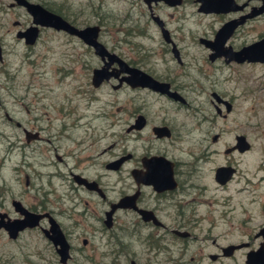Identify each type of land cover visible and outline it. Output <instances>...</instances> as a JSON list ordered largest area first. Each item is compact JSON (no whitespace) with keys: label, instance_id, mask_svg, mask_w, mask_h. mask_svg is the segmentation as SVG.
<instances>
[{"label":"rangeland","instance_id":"obj_1","mask_svg":"<svg viewBox=\"0 0 264 264\" xmlns=\"http://www.w3.org/2000/svg\"><path fill=\"white\" fill-rule=\"evenodd\" d=\"M11 1L14 0H0V44L3 50L0 77L5 83H14L13 92L17 94L16 99H13L14 95L12 97L5 89H0L2 210L14 214L10 203L12 197L21 199L30 208L38 206L40 200H46V204L56 212L63 210L61 212L66 216H59V220L66 226L70 227L74 219L78 220L75 230L81 234L75 238V245L82 246L81 238L87 237L85 253L91 255L89 260L84 258L83 264H129L127 254L119 255L117 248L120 245L115 239L116 236L109 234V231L117 233L119 222L127 218L120 216L117 211L113 228H106L100 220L104 214L98 203V196L84 189H80L78 193L88 203L81 200L74 205L68 172L77 162L80 163L79 169L87 163L84 170L91 177L99 175L107 189L108 198L115 199L120 187L118 171L108 170L101 162L116 158L124 147L128 150L134 148V135L126 132L127 116L131 115L137 102L142 104L147 100L143 104L151 103L155 107L158 102L152 100L158 98L147 91L138 92L124 86L113 88L111 84L116 83L113 78L93 87L90 83L91 68L101 64L100 58L76 37L69 38L68 34L44 29L34 44L26 45L23 39L16 36V31L30 24L32 17L23 6H10ZM32 1L59 8L65 12L63 15L79 26L98 23V38L109 49L133 64L140 57L147 56V66H155L159 71H163L164 67L173 68L186 86L184 94L188 104L170 110V118L173 117L179 125H194V110L207 121L201 123L203 128L221 134L220 141L216 144V148L221 150L234 143L235 134H245L251 142V148L233 156L241 170L254 173V179L262 173L258 167L264 165V62L226 63L222 58L211 61L208 58L210 49L198 42L199 36L212 38L226 16L198 11L197 2L194 0H188L175 10H161L163 12L160 13L172 33L185 36L179 42L184 60L179 66L168 54L157 53L161 49V39L157 38L159 30L148 16L140 15L145 9L140 0ZM240 1L242 0H238ZM249 2L258 4L260 1ZM169 11L173 13V17L165 15ZM126 14L129 16L127 20ZM263 34L264 13L236 29L228 43L238 48ZM140 52L142 54L139 57ZM85 61L87 64H84ZM156 61L158 64L154 63ZM27 83L51 87V98L64 102L62 106L69 108V116L64 119L68 127L66 133H58L62 114L59 106H48V98L43 99L46 105L42 99H30L38 92L37 87L32 88L30 98L23 97L24 85ZM213 91L232 103L229 112H226L223 104L219 105L222 112L226 113L225 116L216 113L215 100L211 95ZM4 111L31 130L42 126L43 138L31 140L24 148L19 147L26 142L24 134L14 123L6 120ZM187 112H191L190 118ZM122 137L124 139L121 140ZM177 147L184 149L186 144L183 140L179 143L171 142V149ZM101 148L105 149V153L98 157L97 153ZM56 153L62 156L61 161L57 160ZM236 186L239 183L232 182L222 190V196L230 197ZM254 187L251 192L248 190L233 193L229 203L221 205V211L225 208L232 210L227 213V216L232 215L231 218L224 219L222 212L221 219H217L220 224L215 231L225 232L224 234H212L204 239L206 235L203 228L201 232L194 230L196 238L187 241L166 235L157 239L158 243L153 246L143 241H135L130 236H126L124 242L130 251L135 252L134 258L141 264H247L246 252L258 246L262 237L257 236L256 232L264 222V179ZM85 208V215L80 212L73 213V216L77 215L79 218H72L67 214L71 210L83 211ZM229 222L233 227H230ZM204 224L206 226L207 221ZM210 237H217L222 245L241 241L247 242V245L237 249L231 256L211 260L205 255L198 261V254L218 251L210 243ZM47 241L38 228L23 231L16 240L9 239L6 232L0 229V264H44V258L53 253ZM185 243L188 244L187 250L182 259H178L179 247ZM191 255L196 257L195 261H189ZM68 264H74V261Z\"/></svg>","mask_w":264,"mask_h":264},{"label":"flooded vegetation","instance_id":"obj_2","mask_svg":"<svg viewBox=\"0 0 264 264\" xmlns=\"http://www.w3.org/2000/svg\"><path fill=\"white\" fill-rule=\"evenodd\" d=\"M32 1V0H31ZM188 0H140L141 4L145 7L143 11H141V16H148V18L153 21L159 30V35L157 38L161 39V49L157 53L163 55H169L172 59H174L177 65H182L184 63L183 60V49L182 46L179 45V42L184 39V35L177 36L172 33V31L167 26V21L162 17L160 12L163 9H171L175 10L178 7L183 6ZM197 2V10L200 1L194 0ZM238 4H243L242 8L237 10H229V11H208L207 13H216L219 15L226 16L223 19L220 26L230 20V19H240V23L234 29L232 34L227 38L224 45L216 43L211 46L206 44L204 41H201V38L204 40L214 41L215 33L214 32L212 38L199 36L198 42L203 44L206 48L210 49L208 52V58L211 61H214L217 58H222L224 62L228 63L231 61L235 62H248L250 60L237 61L235 59H229L228 55L224 53H218L220 51H227V47H230L233 50H237L238 48H234L231 43H228V39L233 35L236 29L243 26L246 22L254 20L264 13V11L255 12L261 5L262 0L258 4H251L249 0H242L238 2ZM37 2V1H34ZM137 2V1H135ZM40 3V2H39ZM139 3V2H137ZM42 4V3H41ZM10 6L19 5L16 0L11 1L9 3ZM44 5V4H42ZM93 5V4H91ZM48 9L55 11L53 8L44 5ZM24 7V6H23ZM25 8V7H24ZM26 9V8H25ZM202 11V10H198ZM28 12V11H27ZM57 12V11H55ZM205 12V11H202ZM29 13V12H28ZM66 18L71 24L79 26L71 19H68L65 15L60 12H57ZM30 14V13H29ZM31 15V14H30ZM126 14V20L129 18ZM165 15L168 17H173L172 12H167ZM153 16H158L163 21V27L168 29V36H165L161 30V26L157 22ZM32 17V16H31ZM131 20V19H130ZM32 24H27L21 29L23 30L27 26ZM98 24V23H93ZM88 25V24H85ZM83 25V26H85ZM99 25V24H98ZM79 26V27H83ZM100 26V25H99ZM44 29H52L57 32L68 34L69 38L76 37L80 39L88 48L93 51V47L91 45L86 44L81 38L74 34H70L63 29H57L49 26H38V36L35 40L37 41L39 34ZM17 30V31H18ZM16 31V33H17ZM128 33L129 31L126 30ZM264 35V34H263ZM263 35L259 36L262 37ZM154 38L155 36H149ZM20 38V37H18ZM258 38V39H259ZM23 39V38H21ZM100 40V39H99ZM257 40V39H256ZM24 41V40H23ZM34 42V43H35ZM25 43V42H24ZM33 43V44H34ZM26 44V43H25ZM32 45V44H26ZM245 45V44H244ZM218 47V49H217ZM221 47V48H220ZM111 50V49H109ZM113 51V50H111ZM3 53V50L1 49ZM115 52V51H114ZM117 53V52H115ZM155 53V52H148ZM216 53L215 57L212 59L210 57L211 54ZM118 54V53H117ZM141 52L139 53V57L141 56ZM97 55V54H96ZM119 55V54H118ZM99 57V55H97ZM128 65L139 68L154 79L161 83H165L166 87L164 89H157L147 85H136L131 86L126 82L125 76L128 75L126 71L121 70L117 77H111L116 80V83H120L117 88L122 86L131 88L139 91H147L148 93L155 94L158 99H153L152 101L158 102V104L153 106L151 103H146L147 100H144L141 104L137 102L135 104V108L130 113V116H127L128 125L126 127V132L132 133L134 135V148L132 150H128L127 148H122L121 152L117 155L116 158L111 160H102V165L108 170H116L118 171V180L120 182V187L118 190V195L115 199H109L107 196V189L103 185L100 180V176L96 175L95 177H91L84 170L87 167V163H84L82 169H79L80 163H75L69 170V180H70V188L73 190L74 205L78 204L81 200L85 203H88L87 199H83L78 191L80 189L87 190L88 192L98 196V203L100 204L101 211L104 216L101 217V222L104 224L106 228L112 229V224L116 219V212L119 211V215L126 217L127 219H123L119 222V226L117 228L118 231L115 233L114 231H109L111 236H116V241L120 245L117 248L119 255L123 254L124 256L127 254V258L129 264L131 261H135L139 263L135 258V252L130 251L127 247L126 242H124L125 237H133L136 241H143L148 245H154V243H158L157 239H162L166 235H170L175 239L181 240H192L196 238V234L194 230L201 232L204 228V234L206 235L204 239L212 234H224L225 232H216L215 228L220 224L217 219H221V214L224 212V219L231 218V214L227 216L228 212H231V208H225L221 211V205H226L230 201L231 195L236 192L248 191L251 192L255 189V185L257 186L264 179V165L258 167V169L262 170V173L254 179V173L251 174L247 170H241L238 166L236 159L234 158L235 153H243L251 148V142L246 138L245 134L237 133L234 136V143L226 146L221 150L220 148H216V144L219 143L221 134L218 132H209L206 128L201 126V123H205V119H202L201 116L197 115L194 110V120L195 124H176L173 117L170 118V110L173 108H177L179 106H186L188 104V99L186 94H184V88L186 87L184 83L180 81L179 75L174 71L173 68L164 67L163 71H159L155 66H147V60L149 59L147 56L144 58L140 57L138 62L133 64L126 60V58L119 55ZM161 58V56H159ZM100 58V57H99ZM3 59V58H2ZM2 62V60H0ZM101 64L98 66H92L91 75H90V83L93 87H98L103 83L109 82L108 80H103L99 85L95 86L92 82V73L93 69L99 67L103 64V60L100 58ZM154 63H157L154 62ZM87 64V61L84 62ZM158 64V63H157ZM117 66L118 64L114 62L110 67ZM120 68V67H118ZM161 69V68H159ZM8 77L11 76L8 74ZM0 77V89H5L7 93L14 95L13 99H16L17 94H14L13 89L15 88L14 83H5ZM111 84L112 87L114 84ZM44 85L33 86L32 83H27L24 85V95L23 97L30 98V93L33 87H37L38 92L34 93V96L31 97V100H39L42 99V102L45 104L43 99L48 98L47 102L48 106H59L62 114L60 115V133H66V129L68 128L65 125L64 119L68 117L69 108H64L62 106L63 103L57 102V99L53 100L51 98V87ZM115 88V87H113ZM48 92V93H47ZM55 94V93H53ZM56 95V94H55ZM211 95L214 97V105L216 109V113L218 115H226L223 113L220 104H223L226 112H229L232 109V103L224 99L221 95H219L216 91L211 92ZM67 99V96H66ZM213 102V99H211ZM2 104V98L0 94V105ZM54 104V105H52ZM46 105V104H45ZM189 118L191 116V112H187ZM5 118L8 122L14 123L15 126L21 129V132L24 134L25 143L21 144L19 147L24 148L28 144H30L31 140L42 139L41 135L42 126L35 127L34 130L24 126L20 121L14 120L11 115L8 114L7 111H4ZM172 115L174 113L172 112ZM104 116V115H103ZM203 116V115H202ZM59 117V116H58ZM205 118V116H204ZM212 118V116L210 117ZM209 119V118H208ZM204 121V122H202ZM175 124V126H173ZM105 128V127H104ZM182 129V131H181ZM36 132L37 135L35 137L27 138L28 133ZM44 131V130H43ZM103 133V132H102ZM244 136V141H239L238 136ZM50 136V135H48ZM49 138V137H47ZM124 137L121 138V140ZM184 141L186 147L184 149L170 148V144L173 141H177L178 143ZM249 144V145H248ZM176 150V151H175ZM25 154V151H23ZM105 153V149L101 148L97 155L102 156ZM57 160L61 161L62 156L58 153L55 154ZM156 158V159H154ZM120 160L117 168H108L107 164L114 160ZM79 160V158L77 159ZM82 179H86L90 181V185L83 182ZM257 180V181H256ZM232 182L239 183V186L233 188V193L227 197H223L221 192L223 189L227 188ZM25 183H28V179L25 180ZM88 185V186H87ZM253 195V194H252ZM264 196V194H263ZM254 199V198H253ZM252 199V200H253ZM14 200L20 201L21 205L31 210L33 212L42 214L38 220V223L32 227L27 226L20 230L17 233L16 237H11L7 233V231L0 227L1 230L6 232L7 236L11 240H16L20 234L27 229L38 228L42 235L48 240V244L52 247L53 253L44 258V264H68L69 262L74 261V264H83L84 258L91 259V255L89 253H85V246L88 244V238L83 236L81 238L82 246L75 245V238L77 239L80 232L75 230V226H77L78 220H73L72 226H66L61 220H59V216H66L65 213H62L60 210L55 211L50 208L46 204V200H40L39 205L33 208L26 206L21 199L12 197L10 203L13 207L14 214L11 215L8 211L2 210V204L0 203V212L5 213L3 216L4 220H12L19 219L23 217V214L18 211V207L14 204ZM119 201V206L112 213V221L111 225L108 226L106 223L107 211L110 209L111 203ZM264 206V203H263ZM74 207V206H73ZM73 209V208H72ZM87 209L85 208L83 211L71 210L67 213L72 218L79 216H73V213H78L81 215H85ZM80 212V213H79ZM80 215V217H81ZM50 217L55 219L58 223L67 243V256L65 261L61 259V253L58 251L60 244H55L53 240L48 236L51 234L50 231ZM204 221H207L206 226H204ZM264 222L260 225L257 232L260 230ZM230 227H233V224L229 222ZM114 232V234H113ZM256 232V233H257ZM48 233V234H47ZM107 231H105V234ZM182 233H187L186 235H182ZM119 235V237L117 236ZM159 236V237H158ZM129 237V238H130ZM158 237V238H157ZM211 238V237H210ZM241 242H230L225 245L220 244L217 237H212L210 239V243L218 249L215 252H209L206 254H198V261L206 255L211 260H216L221 256H227L223 254V248L230 244H239ZM126 246V247H125ZM188 244H182L179 249L178 259H182L183 254L186 252ZM243 247V246H242ZM241 248V247H239ZM235 248L233 253L239 249ZM48 248H46L47 250ZM220 251V252H219ZM130 253V254H129ZM41 256V255H40ZM42 257V256H41ZM82 257V258H80ZM195 261L196 257L191 255L189 261ZM191 261V262H192ZM141 264V263H139Z\"/></svg>","mask_w":264,"mask_h":264},{"label":"water","instance_id":"obj_3","mask_svg":"<svg viewBox=\"0 0 264 264\" xmlns=\"http://www.w3.org/2000/svg\"><path fill=\"white\" fill-rule=\"evenodd\" d=\"M18 4L23 5L26 10L32 16V24L27 26L23 30H18L16 33L17 37L23 38L26 44H33L38 36V26H49L57 29H63L70 34H74L81 38L86 44L93 47L94 52L99 55V57L104 61L103 64L99 67L93 69L92 73V82L95 86L99 85L103 80H108L111 77H117L121 70L128 73L125 76V80L131 86L136 85H147L157 89H164L166 87L165 83H161L150 76L145 71L128 65L117 53L109 50V48L99 40L100 26L98 24H88L83 27H79L71 24L66 18H64L59 13L52 11L42 5L39 2H34L31 0H16ZM201 4L198 7V10L205 12L208 11H229L237 10L242 8L243 4H238L235 0H197ZM264 11V0H262V5L255 11L260 12ZM157 19V22L161 26V30L165 36H168V29L163 27V21L158 16H153ZM240 19H230L224 22L216 31L214 41L204 40L201 38V41H204L208 45H215L216 43L224 45L227 38L232 34L234 29L240 23ZM221 48V47H220ZM0 44V60H2ZM218 49V47H217ZM224 53L228 55V59H235L237 61H243L245 59L250 61H261L264 62V35L257 40H254L248 44L243 45L237 50H233L230 47H227V51H220L218 53ZM216 53L210 55L213 59ZM114 62L118 64L117 66L110 67ZM120 83H116L113 87L117 88ZM28 132V131H27ZM29 133V132H28ZM27 138L35 137L36 132L29 133ZM239 141H244V136H238ZM249 145V144H248ZM156 159V158H154ZM120 160L114 159L107 164L108 168H117ZM83 182L90 185V181L82 179ZM87 185V186H88ZM14 204L18 207V211L23 214L22 218L4 220L3 216L5 213L0 212V227H3L9 236L16 237L17 233L27 226H34L38 223L39 218L42 214L28 210L21 205L20 201L14 200ZM119 206V201L111 203L110 209L107 211L106 223L108 226L111 225L112 213ZM50 231L51 234L48 236L53 240L55 244L59 243L60 247L58 251L61 253L62 261H65L67 254L68 243L58 225V223L50 217ZM187 233H182L186 235ZM257 236H261L262 239L259 242L256 248L249 249L246 252L245 262L247 264H264V224L260 230L256 233ZM247 245V242L239 244H230L223 248L224 255L232 254L235 248H239ZM131 264H139L135 261H131Z\"/></svg>","mask_w":264,"mask_h":264},{"label":"trees","instance_id":"obj_4","mask_svg":"<svg viewBox=\"0 0 264 264\" xmlns=\"http://www.w3.org/2000/svg\"><path fill=\"white\" fill-rule=\"evenodd\" d=\"M49 7L50 8H53L57 12L65 13V12H62L59 8H55V7L51 6V5H49Z\"/></svg>","mask_w":264,"mask_h":264}]
</instances>
